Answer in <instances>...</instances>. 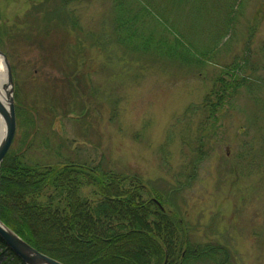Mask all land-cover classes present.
Masks as SVG:
<instances>
[{"label":"rangeland","instance_id":"obj_1","mask_svg":"<svg viewBox=\"0 0 264 264\" xmlns=\"http://www.w3.org/2000/svg\"><path fill=\"white\" fill-rule=\"evenodd\" d=\"M118 1L0 0L8 151L40 163L103 156L162 192L191 242L219 245L226 264H264V0H203L194 27L184 0H141L166 30L208 50L199 61L118 44ZM238 65L243 83L212 106Z\"/></svg>","mask_w":264,"mask_h":264},{"label":"trees","instance_id":"obj_2","mask_svg":"<svg viewBox=\"0 0 264 264\" xmlns=\"http://www.w3.org/2000/svg\"><path fill=\"white\" fill-rule=\"evenodd\" d=\"M132 1L134 11L121 0L117 3L118 44L137 51L151 49L156 57L178 61H199L206 55V48H197L194 41L185 43L166 30L163 19L143 0ZM184 1L192 10L191 26L200 25L206 15L203 0ZM224 7L231 15L233 3ZM233 66L228 69L231 79L220 80L212 106L243 83L244 77H237L240 66ZM84 189H91L92 196ZM166 203L162 192L148 188L135 174L112 169L103 156L96 163L79 156L40 163L9 150L0 164V221L28 245L63 264H226V251L219 245L190 241L184 223ZM0 256H5L1 264H24L1 239Z\"/></svg>","mask_w":264,"mask_h":264},{"label":"water","instance_id":"obj_3","mask_svg":"<svg viewBox=\"0 0 264 264\" xmlns=\"http://www.w3.org/2000/svg\"><path fill=\"white\" fill-rule=\"evenodd\" d=\"M0 59L6 68L5 105L0 101V116L4 123V133L0 140V164L7 153L15 133V113L11 90V75L5 55L0 51ZM0 239L24 264H63L40 253L24 242L0 221Z\"/></svg>","mask_w":264,"mask_h":264},{"label":"bare ground","instance_id":"obj_4","mask_svg":"<svg viewBox=\"0 0 264 264\" xmlns=\"http://www.w3.org/2000/svg\"><path fill=\"white\" fill-rule=\"evenodd\" d=\"M6 85V76H5V67L3 66L0 59V101L5 105V90L4 86ZM4 133V123L2 117L0 116V140Z\"/></svg>","mask_w":264,"mask_h":264}]
</instances>
